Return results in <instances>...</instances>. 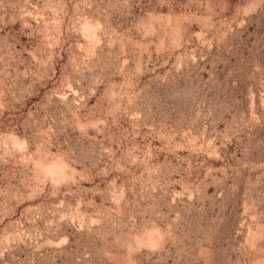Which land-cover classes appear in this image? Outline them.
I'll list each match as a JSON object with an SVG mask.
<instances>
[{
  "label": "rangeland",
  "instance_id": "rangeland-1",
  "mask_svg": "<svg viewBox=\"0 0 264 264\" xmlns=\"http://www.w3.org/2000/svg\"><path fill=\"white\" fill-rule=\"evenodd\" d=\"M0 264H264V0H0Z\"/></svg>",
  "mask_w": 264,
  "mask_h": 264
}]
</instances>
